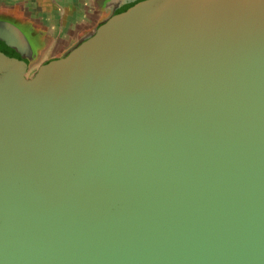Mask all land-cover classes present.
I'll use <instances>...</instances> for the list:
<instances>
[{"label": "water", "instance_id": "water-1", "mask_svg": "<svg viewBox=\"0 0 264 264\" xmlns=\"http://www.w3.org/2000/svg\"><path fill=\"white\" fill-rule=\"evenodd\" d=\"M31 57L0 23V264H264V0H119Z\"/></svg>", "mask_w": 264, "mask_h": 264}, {"label": "crops", "instance_id": "crops-1", "mask_svg": "<svg viewBox=\"0 0 264 264\" xmlns=\"http://www.w3.org/2000/svg\"><path fill=\"white\" fill-rule=\"evenodd\" d=\"M118 1L0 0V23L11 24L24 34L32 51L29 69L35 72L43 62L63 57L91 35L114 12Z\"/></svg>", "mask_w": 264, "mask_h": 264}, {"label": "flooded vegetation", "instance_id": "flooded-vegetation-1", "mask_svg": "<svg viewBox=\"0 0 264 264\" xmlns=\"http://www.w3.org/2000/svg\"><path fill=\"white\" fill-rule=\"evenodd\" d=\"M34 70H35V69H34L33 67L30 68L29 71H28V76H30L31 74H33Z\"/></svg>", "mask_w": 264, "mask_h": 264}]
</instances>
